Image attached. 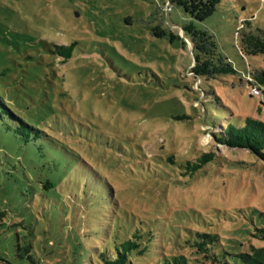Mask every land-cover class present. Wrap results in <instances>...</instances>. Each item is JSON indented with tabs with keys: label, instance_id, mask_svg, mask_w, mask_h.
<instances>
[{
	"label": "rangeland",
	"instance_id": "rangeland-1",
	"mask_svg": "<svg viewBox=\"0 0 264 264\" xmlns=\"http://www.w3.org/2000/svg\"><path fill=\"white\" fill-rule=\"evenodd\" d=\"M189 21L214 36L235 73L194 77L181 30ZM72 42L69 58L55 51ZM249 78L264 92V0H221L202 21L171 0H0V91L104 167L118 204L163 222L187 210L183 222L211 221L226 250L264 247L251 234L264 226V157L214 137L233 116L264 121ZM15 135L0 123V264H92L106 207L85 177ZM208 152L192 176L169 174L156 158Z\"/></svg>",
	"mask_w": 264,
	"mask_h": 264
},
{
	"label": "trees",
	"instance_id": "trees-1",
	"mask_svg": "<svg viewBox=\"0 0 264 264\" xmlns=\"http://www.w3.org/2000/svg\"><path fill=\"white\" fill-rule=\"evenodd\" d=\"M220 1L171 0L174 5L199 21L212 14ZM181 30L185 40L191 44L194 61L190 71L194 77L208 80L236 72L207 29L197 28L189 21ZM73 44L74 42L55 45V51L60 56L69 58ZM260 82L264 84V80ZM210 100L214 107L220 101L217 95ZM260 103L264 105L263 100ZM204 111L207 112L206 107ZM186 118V115L177 117L180 120ZM238 118L230 117L221 129L214 133L215 139L229 147L245 148L264 157V121L251 116H245L241 120ZM0 123L35 149L39 157L46 158V153L52 155V158L57 155L61 162H66L61 165L63 167L67 165L71 174L77 175L76 178H86L84 183L86 190L97 193L99 202L107 209L109 219L108 223L101 227L100 234H97L99 243L92 248L91 256L95 259L91 260L92 264H264V247L248 245L238 249V246L234 245V250H226L221 235L210 227L211 221H206L205 218L200 220L193 214L194 218L189 217L187 222H183V215L189 214L187 210L176 209L173 212L179 219L169 218L167 222H163L159 216H143L124 208L118 204L116 189L103 176L104 167L99 164L96 168L91 166L82 154L81 156L65 143L58 141L37 123L26 119L23 115V106L1 91ZM215 124L213 121L212 126ZM156 158L157 161L165 162L169 174L178 169L180 174L192 176L210 162L214 154L201 153L193 160L176 159L173 154H168L164 159ZM147 164L146 170L155 171L156 167L164 170V166L158 165L160 163ZM91 172L97 175V178L92 177ZM53 186V179L46 178L42 181L44 189L49 190ZM190 209L193 211V208ZM251 234L254 238L264 241V226H256Z\"/></svg>",
	"mask_w": 264,
	"mask_h": 264
},
{
	"label": "built area",
	"instance_id": "built-area-1",
	"mask_svg": "<svg viewBox=\"0 0 264 264\" xmlns=\"http://www.w3.org/2000/svg\"><path fill=\"white\" fill-rule=\"evenodd\" d=\"M249 80H250L249 83L253 84V85L251 86V94H252V95H260V96H261V100L264 101V99H263V97H262V95L264 94V92L261 90L260 87L256 86V84H255L254 81H251L250 78H249Z\"/></svg>",
	"mask_w": 264,
	"mask_h": 264
}]
</instances>
